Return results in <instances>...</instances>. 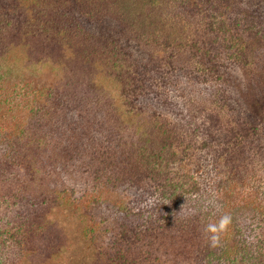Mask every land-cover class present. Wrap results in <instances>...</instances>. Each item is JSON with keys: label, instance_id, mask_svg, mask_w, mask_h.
I'll return each mask as SVG.
<instances>
[{"label": "rangeland", "instance_id": "rangeland-1", "mask_svg": "<svg viewBox=\"0 0 264 264\" xmlns=\"http://www.w3.org/2000/svg\"><path fill=\"white\" fill-rule=\"evenodd\" d=\"M223 214L264 255V0H0V264H251Z\"/></svg>", "mask_w": 264, "mask_h": 264}, {"label": "clouds", "instance_id": "clouds-1", "mask_svg": "<svg viewBox=\"0 0 264 264\" xmlns=\"http://www.w3.org/2000/svg\"><path fill=\"white\" fill-rule=\"evenodd\" d=\"M219 206L217 205V208ZM232 223L230 214L220 215L214 222H209L204 226V233L210 243V246L215 248L220 246L223 236L229 231Z\"/></svg>", "mask_w": 264, "mask_h": 264}, {"label": "trees", "instance_id": "trees-1", "mask_svg": "<svg viewBox=\"0 0 264 264\" xmlns=\"http://www.w3.org/2000/svg\"><path fill=\"white\" fill-rule=\"evenodd\" d=\"M258 207H259V205H258ZM261 208H263V206H261ZM258 211H259V209H258ZM229 235H231L232 236V243H235V255L237 256V257H240V258H244V259H246L248 262H251V264H264V255L263 254H261L262 253V251H261V253H257V251H255L254 253H256V257H253V255H250V253H252V245L251 246H248L247 244H246V246H244L243 244H242V249H238L236 246L238 245V244H240V243H242L241 241H240V238H239V236H240V231H235V232H228V233H226V235L225 236H229ZM1 238H2V236H0ZM8 238L9 239H6L7 240V242H5V243H3V244H0V252L1 251H5L6 249H7V243L9 242V241H12V240H14V234H11V235H9L8 236ZM9 240V241H8ZM237 242V243H236ZM2 246V247H1Z\"/></svg>", "mask_w": 264, "mask_h": 264}]
</instances>
